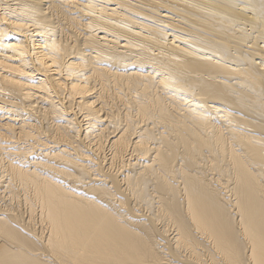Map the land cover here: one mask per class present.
<instances>
[{
    "label": "bare ground",
    "instance_id": "6f19581e",
    "mask_svg": "<svg viewBox=\"0 0 264 264\" xmlns=\"http://www.w3.org/2000/svg\"><path fill=\"white\" fill-rule=\"evenodd\" d=\"M3 192L0 264H264V0H0Z\"/></svg>",
    "mask_w": 264,
    "mask_h": 264
},
{
    "label": "rangeland",
    "instance_id": "374dc122",
    "mask_svg": "<svg viewBox=\"0 0 264 264\" xmlns=\"http://www.w3.org/2000/svg\"><path fill=\"white\" fill-rule=\"evenodd\" d=\"M6 193V192H5ZM4 192H3V197L1 196L0 198V207H7L6 206V202L5 201H7V193L5 194ZM2 194V193H1ZM0 194V195H1ZM6 196V197H5ZM2 198H6V200L4 199V201H2ZM5 202V203H4ZM2 204V205H1ZM4 204V205H3ZM18 203H14V205H15V208H18V207H20V208H18V212H19V214L21 215V216H23L24 215V217L27 219V217H28V213H26L25 211H27L28 209H26V208H28V205H26V203L24 202V201H22V200H20V202H19V204L20 205H17ZM17 206V207H16ZM24 206H26L25 207V209H24ZM22 207V208H21ZM21 210V211H20ZM23 211L25 212V213H23ZM27 216V217H26ZM24 217H22V218H24ZM37 226V225H36ZM181 253H183V252H181ZM205 257V256H204ZM203 257V258H204Z\"/></svg>",
    "mask_w": 264,
    "mask_h": 264
}]
</instances>
